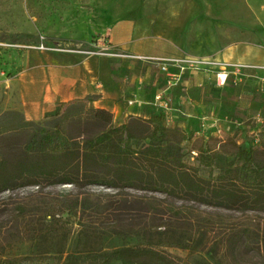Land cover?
I'll return each mask as SVG.
<instances>
[{"label": "trees", "instance_id": "16d2710c", "mask_svg": "<svg viewBox=\"0 0 264 264\" xmlns=\"http://www.w3.org/2000/svg\"><path fill=\"white\" fill-rule=\"evenodd\" d=\"M87 99L61 102L44 120L28 119L16 108L0 112L1 136L28 134L16 156L0 151V190L16 182L40 187L44 181L70 183L76 189L62 198L20 200L16 207L22 218L49 216V225L63 212L75 217L77 240L72 250L65 249L67 230L48 228L59 240L47 248L62 258L61 264H104L113 259L122 264H186L167 248L197 242L194 231L206 235L215 219L190 205L176 204L173 198L178 196L244 213L245 219L232 221L209 246L223 264H243L228 260L239 246L264 251V131L254 145L234 142L232 157L216 165L209 150L199 149L194 155L184 150L186 131L160 107L117 123L111 111ZM72 120L92 124L95 130L73 133L64 125ZM90 185L110 190H91ZM113 234L135 236L136 242L110 249L96 245L99 238ZM16 263L17 259L0 257V264Z\"/></svg>", "mask_w": 264, "mask_h": 264}, {"label": "rangeland", "instance_id": "374dc122", "mask_svg": "<svg viewBox=\"0 0 264 264\" xmlns=\"http://www.w3.org/2000/svg\"><path fill=\"white\" fill-rule=\"evenodd\" d=\"M177 1L179 0H0V70L3 71L0 72V76L11 75L12 70L9 65L13 61V56L26 50L41 49L38 48L40 43L48 47H62L66 37L79 39L94 36L110 19L159 12ZM195 1L199 4L200 12L190 31L193 49L186 50V54L219 59L218 55L225 50H229L235 56L247 57L253 51L262 68L264 0ZM151 65L154 69L155 64ZM183 76L180 75L179 79L169 86V89L172 87L178 89L179 95L184 93L181 83ZM261 76L260 74L257 82H251L250 78L246 77L243 84L245 90L240 96L241 85L238 84L236 75H228L222 84H218L213 75L214 96L209 99L211 101L209 105L197 106L195 113H191L190 116L175 111L170 119L188 135L182 142L184 150L191 155H194L193 151L199 149L209 150L215 155L216 165H219L225 159L232 157L234 142L244 146L258 143L259 132L264 131V84ZM152 78L159 87H166L167 80L171 79L169 75L163 78L161 75H152ZM14 95L10 93L8 86H3L0 82V112L9 108ZM168 96L169 104L172 105L173 102V105H176L177 101L174 104L171 92ZM241 98L246 105L238 104ZM57 107L55 106L51 111L36 113L37 117L33 120L51 118ZM157 108V102L153 97L151 107L146 110L144 116ZM23 114L27 117L25 112ZM113 121L119 123L114 116ZM64 125L73 133L79 131L90 133L95 130L92 124L75 120L65 121ZM27 135L26 131L0 135V151L8 157L16 156L18 149L25 143ZM189 160L191 162L192 158L190 157ZM89 188L110 190L100 185H90ZM75 190L70 183L49 184L45 181L40 187L16 182L12 188L0 190V257L17 259L16 264H61L62 258L58 257L55 251L47 248L52 241L59 240V236L53 237L48 233V228L67 230L65 249L72 250L75 248L78 229L75 217L63 212L53 225H49V216L31 214L22 218L16 212V207L20 200L29 201L42 197L62 198ZM155 193L160 196L165 195L161 191ZM173 199L176 204L190 205L215 220L207 234L203 236L195 230L194 223L193 236L198 238L197 242L192 240L188 247L170 246L167 248L168 251L180 257L186 264H223L209 246L214 239L224 235L232 221L245 219L244 213L186 200L179 196ZM36 233L41 236L38 237ZM135 242V236L113 234L99 238L95 243L110 249ZM228 260L243 264H264V251L239 246L228 255ZM104 264H122V262L113 259Z\"/></svg>", "mask_w": 264, "mask_h": 264}, {"label": "crops", "instance_id": "0c3cea01", "mask_svg": "<svg viewBox=\"0 0 264 264\" xmlns=\"http://www.w3.org/2000/svg\"><path fill=\"white\" fill-rule=\"evenodd\" d=\"M199 12L195 0H179L159 12L110 19L94 36L66 37L62 47L16 54L9 65L11 75L0 76L3 86L15 94L9 108L19 109L27 114L26 118L33 119L36 113L51 111L61 102L89 97L88 104L111 111L119 123L129 115L144 116L154 95L165 89L152 75L163 78L178 72L176 65L167 63L162 68V62L153 58L181 57L186 50L192 51L190 31ZM101 37L107 51H93L97 44L101 45ZM218 56L219 60L245 64L229 73L238 77L240 96L246 77L257 82L259 75L264 74L253 51L249 57L235 56L229 50ZM151 64H155L154 69ZM181 75L182 95L175 87L165 90L167 94L171 92L174 104L177 101L176 105L172 102L174 111L169 117L175 111L190 116L197 106L209 105L214 96V69L187 68ZM238 104L246 105L243 98Z\"/></svg>", "mask_w": 264, "mask_h": 264}, {"label": "built area", "instance_id": "2783aa9c", "mask_svg": "<svg viewBox=\"0 0 264 264\" xmlns=\"http://www.w3.org/2000/svg\"><path fill=\"white\" fill-rule=\"evenodd\" d=\"M105 40L104 37L100 38L101 45H96V48L93 51L96 52H106L107 47H105L104 44ZM38 48H44L48 49L51 48L50 46H44L43 44H39ZM154 60H159L162 62V68H165V65L167 63H171L176 65L178 68V72L175 74H170L171 80H167L168 85L165 87L164 91L158 92L156 95H154V101L157 102L158 107L163 109V111L170 116V112L173 110L172 105L169 104V96L167 94V91L169 89L170 85H173L177 79H179L181 73L187 69V68H194V69H202V68H211L214 69L215 74V80L218 84H222L227 79L229 73H231L233 70H237L242 66H245L243 63L239 62H232V61H224L219 59H210L206 56H192V55H183L181 57H171V58H153ZM260 67V66H259ZM264 68V65L261 66ZM171 80V81H170ZM261 80L264 84V74L261 76ZM171 82V83H170ZM170 118V117H169Z\"/></svg>", "mask_w": 264, "mask_h": 264}]
</instances>
